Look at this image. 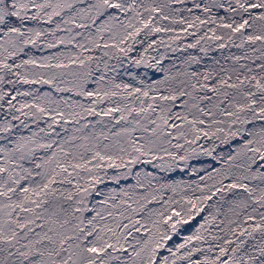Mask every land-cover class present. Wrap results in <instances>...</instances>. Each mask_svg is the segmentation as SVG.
<instances>
[{
  "label": "snow or ice",
  "instance_id": "obj_1",
  "mask_svg": "<svg viewBox=\"0 0 264 264\" xmlns=\"http://www.w3.org/2000/svg\"><path fill=\"white\" fill-rule=\"evenodd\" d=\"M0 264H264V0H0Z\"/></svg>",
  "mask_w": 264,
  "mask_h": 264
}]
</instances>
